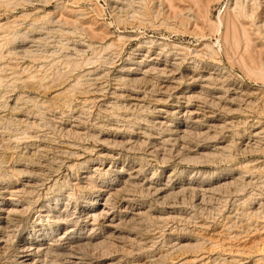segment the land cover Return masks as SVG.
Segmentation results:
<instances>
[{"label": "rangeland", "instance_id": "1", "mask_svg": "<svg viewBox=\"0 0 264 264\" xmlns=\"http://www.w3.org/2000/svg\"><path fill=\"white\" fill-rule=\"evenodd\" d=\"M234 1L0 2V185L21 159L17 171L24 174L14 171L10 180H29L34 191L28 204L20 203L18 219L0 215V264H16L19 245L48 224L56 232L30 245L43 249L38 264H66L69 256L78 264H264V82L247 70L264 68V39L247 24L250 43L238 27L237 44L226 45L208 24L225 19ZM258 11L264 31V7ZM123 68L131 78L121 87ZM208 89L212 96L226 89L237 96L227 121L219 118L221 109L201 103ZM64 90L71 92V108L53 99ZM185 95L194 97V121L171 109ZM209 112L214 121L196 125ZM32 122L37 128H29ZM237 131L239 140L231 135ZM217 139L230 140L231 157L202 160L193 153L212 149ZM123 168L122 181L104 182ZM147 180L157 186L150 189ZM98 204L115 217L111 225L96 216ZM41 211L50 221L33 225ZM64 229L81 238L58 241Z\"/></svg>", "mask_w": 264, "mask_h": 264}, {"label": "bare ground", "instance_id": "2", "mask_svg": "<svg viewBox=\"0 0 264 264\" xmlns=\"http://www.w3.org/2000/svg\"><path fill=\"white\" fill-rule=\"evenodd\" d=\"M11 0H0V2H2L1 4H3V2L5 3V2H10ZM13 2V1H12ZM262 1H260V0H246V1H242V0H235L232 4H231V6H228L227 7V9H226V18L225 19H221V17L219 16L217 19V21L216 22H208V24H209V30L212 32V33H215V34H217V35H219V39L221 40V42H223V44L225 43L226 45L228 44H237V39H236V35L235 34H237V28L240 30V32H241V34L243 35V37H244V39L246 40V44L247 43H250V39H249V31H248V29H247V24L251 27V31L253 32V33H255V35H257L258 37H260V38H262V39H264V31H262V26L261 25H259V22H258V20H257V11H258V9H260L262 6L264 7V2L263 3H261ZM130 9V8H129ZM259 12V11H258ZM264 13V12H263ZM206 17V16H205ZM204 19H206V18H204ZM207 20V19H206ZM205 20V21H206ZM242 22V23H241ZM1 26V25H0ZM247 26V27H246ZM32 27V26H31ZM40 31V30H39ZM33 33V32H32ZM38 33V32H37ZM11 34V33H10ZM66 35V34H65ZM16 36V35H15ZM47 36V35H46ZM239 37V36H238ZM64 39V38H63ZM38 40V39H37ZM41 41V40H40ZM60 41H62V40H60ZM6 42L8 43L7 45H9V44H12V37H10V38H7L6 39ZM19 42V41H18ZM239 42V41H238ZM3 43V42H2ZM38 44H39V42H38ZM245 44V45H246ZM2 45V44H1ZM68 45V44H67ZM30 46V45H29ZM64 48H65V46H66V44H63L62 45ZM111 46L112 45H106L105 47H104V49L105 50H108L109 48H111ZM38 47V46H37ZM43 47V46H42ZM68 47V46H67ZM235 47V46H234ZM90 48V47H89ZM92 48V47H91ZM104 50V51H105ZM26 54H28V56L30 55V57L31 58H33V59H35V58H38L39 56L36 54V53H33V52H31V51H29V52H25ZM78 53V52H77ZM80 54H82V53H80ZM233 55V54H232ZM78 57V56H77ZM79 58V57H78ZM67 59V58H66ZM76 59V58H75ZM74 59V60H75ZM108 59V58H107ZM107 59H105V60H107ZM128 60H133L134 62H135V59H133V58H129ZM81 61H82V58H81ZM82 62H86V61H82ZM137 62H139V61H137ZM136 62V64H135V66H134V69H132V70H136V69H138V65H141V62H139V63H137ZM70 63V62H69ZM74 64H75V67H77L78 66V63L77 62H74ZM105 64V63H104ZM80 65V64H79ZM261 67V66H260ZM3 68V67H2ZM140 68V67H139ZM172 68V67H171ZM130 69V68H129ZM128 68L126 69V68H123L122 69V71H123V75H120V77L119 78H117L118 79V82L121 84V87H123V86H126V81H128L130 78L127 76V72H129L130 73V70H129ZM173 69V68H172ZM5 70V69H4ZM163 70V69H162ZM166 70V69H165ZM195 70V69H194ZM248 70V72L250 73V74H252V76H254L255 78H257V79H261L263 82H264V68L262 69V68H257V69H250V68H248L247 69ZM88 72V71H87ZM135 72V71H134ZM133 72V73H134ZM137 72V71H136ZM144 72V71H143ZM158 72V71H157ZM163 72V71H162ZM162 72H159L160 74H162ZM165 72H167V71H165ZM164 73V72H163ZM173 73V72H172ZM122 74V73H121ZM135 74V73H134ZM130 75V74H129ZM140 75V74H139ZM163 75V74H162ZM197 76V75H196ZM203 78V77H202ZM195 79H198V77L197 78H195ZM207 79V80H206ZM206 82L207 81H209L208 83L209 84H211L212 82H213V85H215V80H214V78H212L211 76H208V78L206 77ZM226 79V78H225ZM3 80H4V78H3ZM144 80V77H141V78H136L135 79V81H137V82H141V81H143ZM176 80V79H175ZM203 80V79H202ZM222 80V79H221ZM199 81V80H198ZM197 81V82H198ZM1 82V81H0ZM3 82V81H2ZM195 82V81H194ZM193 82V83H194ZM192 83V84H193ZM201 83V82H200ZM207 83V84H208ZM196 84V83H195ZM2 85V84H1ZM77 85V84H76ZM76 85H74L75 87H76ZM73 86V87H74ZM0 87H2V86H0ZM73 87H71V88H73ZM74 87V88H75ZM222 87V86H221ZM65 88V87H64ZM70 88V87H69ZM73 88V89H74ZM168 88V87H167ZM211 89V88H210ZM210 89H208V90H206V95H205V98L203 97V98H201L200 97V99H202V101H201V103L203 102L204 104H206V105H208V108H210V109H213V108H219V109H221V112H220V110H218L221 114H220V119H225V121H227L226 119H228V117L230 116V113L232 112L231 110H230V104H232V103H234L235 101H237L236 99H237V96L235 97L234 95H232V94H229V93H227V89L225 90L226 91V93H225V91H223L222 93H220V96H212L211 94H214V93H212V90H210ZM221 89H223V87L221 88ZM68 90V89H67ZM71 90V89H70ZM75 90V89H74ZM230 91V90H229ZM58 92V91H57ZM68 91H66V90H64V92H62V93H59V94H57V95H54V97H53V99H56L57 101H60V103H61V105H63V106H66V107H68V108H71L72 107V98H71V94H68L67 93ZM74 92V91H73ZM166 92V91H165ZM214 92V91H213ZM231 92V91H230ZM71 93V92H70ZM187 93V92H186ZM209 93H211V94H209ZM203 94H204V92H203ZM234 94V93H233ZM237 94V93H236ZM215 95V94H214ZM165 96V95H164ZM129 97V96H128ZM176 98V97H175ZM199 98V97H198ZM177 99H183L184 100V103H181L180 101H178V100H176V102H175V104L176 105H173V108H171L172 110H174L175 111V113H182L181 115H183V114H186V113H188L189 114V116H188V114H187V119H188V117H189V119L190 120H192V121H194V119H196L195 118V114H198V113H196V108H195V106L193 105V103H194V97H192L191 95H185L184 97H181V98H177ZM195 99H196V97H195ZM136 100H138V99H136ZM141 100V99H140ZM74 101V100H73ZM162 100L160 99V102H161ZM192 101H193V103H192ZM173 102V101H172ZM183 102V101H182ZM198 102V101H197ZM200 102V101H199ZM251 103V102H250ZM43 104V103H42ZM73 104H74V102H73ZM185 104V105H184ZM196 104V103H195ZM247 104V103H246ZM248 104H249V102H248ZM199 105V104H198ZM203 105V104H202ZM222 105H223V107H222ZM229 105V106H228ZM241 105V104H240ZM243 105V104H242ZM43 106V105H42ZM185 106V107H184ZM245 106V105H244ZM43 107H48V106H43ZM159 107V106H158ZM169 107V106H168ZM41 108V107H40ZM117 108V107H116ZM161 108V107H160ZM47 109V108H46ZM120 109V108H119ZM162 109V108H161ZM201 109V108H200ZM206 109V108H205ZM12 110V109H11ZM157 109L155 108V111H156ZM171 110V111H172ZM149 111V110H148ZM154 110H153V112H155ZM174 111L172 112V114L174 113ZM183 111H185V113L183 112ZM210 111V110H209ZM212 111V110H211ZM235 111V110H234ZM240 111V110H239ZM146 112V111H145ZM143 113L142 114V117L141 116H137L136 117V119H139L140 120V118H143L144 116H146V114H148V112L147 113ZM152 112V111H151ZM164 111L163 110H159V114H161V113H163ZM167 111H165L164 113H166ZM171 113V112H170ZM157 113H155L154 114V116L156 115ZM214 114V113H213ZM158 115V114H157ZM166 115V114H165ZM175 115V114H174ZM199 115H200V113H199ZM198 115V116H199ZM204 115V114H203ZM202 115V116H203ZM160 116V115H159ZM167 116H168V114H167ZM166 116V117H167ZM177 116V115H176ZM175 116V117H176ZM179 116V115H178ZM184 116V115H183ZM212 116V113L211 112H209V114L208 115H206V116H204V118H203V120L202 121H199L198 119L195 121L196 122V125H198V126H200V128H201V126H203V125H205L206 123H208L207 121H208V119L210 118L211 120H213V118L211 117ZM16 117V116H15ZM130 117V116H129ZM174 117V119L172 120V122L173 121H175V123H176V121H179V119L178 118H175ZM197 117V116H196ZM32 118V117H31ZM38 118V117H37ZM41 118H43V117H41ZM170 118V117H169ZM27 119V118H26ZM129 119V118H128ZM145 119V118H144ZM165 119V118H164ZM199 119H200V117H199ZM216 119V118H215ZM24 120V119H23ZM41 120V119H40ZM167 120V119H166ZM182 120V119H181ZM184 120V119H183ZM185 120H186V118H185ZM11 121V120H10ZM15 121V120H14ZM42 121V120H41ZM188 121V120H187ZM214 121V120H213ZM28 122H29V120H28ZM27 122V123H28ZM43 122H45V121H43ZM163 122H165V121H163ZM184 122V121H183ZM194 122V123H195ZM6 123V122H5ZM39 123H40V121H39ZM46 123V122H45ZM131 123V122H130ZM129 123V127H131V129L133 128V126L134 125H136V123H131L130 124ZM157 123V122H156ZM171 123V122H170ZM189 123V122H188ZM193 123V124H194ZM230 123H231V121H230ZM235 123V122H234ZM17 124V123H16ZM165 124H166V122H165ZM165 124L163 123L162 125H164L165 126ZM178 124V123H177ZM227 124H229V123H226V125ZM231 124H233V123H231ZM238 124H240V122H238ZM33 125H35V124H33V122H32V125H29V128H30V126H33ZM161 125V126H162ZM184 125H185V123H184ZM189 125V124H188ZM211 125V124H210ZM213 125V124H212ZM225 125V126H226ZM234 125V124H233ZM7 126V125H6ZM168 126V125H167ZM176 126V125H175ZM195 126V125H194ZM198 126H196V128H198ZM221 126V125H220ZM228 126V125H227ZM240 126V125H239ZM11 127V126H10ZM17 127V126H16ZM19 127V126H18ZM35 127H36V125H35ZM38 127H40V126H38ZM174 127V126H173ZM177 127V126H176ZM219 127V126H218ZM232 127V126H231ZM28 128V129H29ZM37 128V127H36ZM169 128H171L170 126H169ZM184 128H185V126H184ZM183 128V129H184ZM187 128H188V126H187ZM208 128H210V127H208ZM208 128H206L207 130H208ZM222 128H225L224 126L222 127ZM253 128V127H252ZM24 129H26V128H24ZM130 129V130H131ZM212 129V128H211ZM229 129V128H228ZM8 130H10V128L8 127V129H7V131ZM30 130V129H29ZM28 130V131H29ZM35 130V129H34ZM100 130V129H99ZM133 130V129H132ZM172 130H174V128H172ZM179 130V127H178V129H177V131ZM187 130V129H186ZM214 130H216V129H214ZM221 130V129H220ZM220 130H218V131H220ZM251 130V129H250ZM0 131H1V129H0ZM127 131V130H126ZM175 131V130H174ZM176 131V132H177ZM184 131H185V129H184ZM217 131V130H216ZM20 132H21V129H20ZM26 132V131H25ZM175 132V133H176ZM181 132H183V131H181ZM186 132V131H185ZM187 132H191V131H187ZM210 132V131H209ZM239 131H237V133L236 134H234L233 132H232V136L236 139V140H239V139H241V137H240V134L238 133ZM248 132V131H247ZM260 132V131H259ZM3 133H4V131H3ZM24 133V132H23ZM127 133H130V132H128L127 131ZM179 133V132H178ZM198 133V132H197ZM205 133V132H204ZM249 133V132H248ZM247 133V134H248ZM250 133H251V131H250ZM253 136H254V138H260L259 136V134L258 133H255V131H253ZM1 134V133H0ZM20 134V133H19ZM28 134V133H27ZM71 134V133H70ZM261 134V133H260ZM263 134V133H262ZM78 135V134H77ZM84 135V134H83ZM172 135V134H171ZM180 135H182V134H180ZM185 135V134H184ZM204 135V134H203ZM231 135H230V137H231ZM6 136V135H5ZM9 136V135H8ZM79 136V135H78ZM127 136V135H126ZM183 136V135H182ZM206 136V135H205ZM221 136V135H220ZM242 136V135H241ZM247 136H249V135H247ZM1 137H4V135H1ZM210 137V136H209ZM214 137V136H213ZM8 138V137H7ZM10 138V137H9ZM170 138V137H169ZM178 138V137H177ZM216 137H214L213 139H215ZM252 138V137H251ZM11 139V138H10ZM171 139V138H170ZM184 139H185V137H184ZM212 139V140H213ZM231 139V138H230ZM249 139V138H248ZM218 140V139H217ZM232 140V139H231ZM255 140V139H254ZM259 140V139H258ZM261 140V139H260ZM12 141V140H11ZM18 141V140H17ZM16 141V142H17ZM169 141L170 140H165V142H168L169 143ZM230 141V140H229ZM229 141H227V144H223V143H221L222 141H220V143H219V140H218V142H215V144H213V146L211 147L212 149H207L206 151H203V152H201L200 154H198V153H195L194 151H196V150H192L193 151V153L195 154V155H198V156H200V157H202V160H203V158L205 157L206 158V160H209V159H211V158H216V157H221V158H224V159H227V158H229V157H231V146H230V142ZM257 141V140H256ZM164 142V143H165ZM172 142V141H171ZM194 142V141H193ZM232 142H234V141H232ZM197 144H199V143H197ZM202 144V143H201ZM241 144V143H240ZM14 145V144H13ZM12 145V146H13ZM15 145H17V144H15ZM206 145H207V143H206ZM257 145V144H256ZM255 145V146H256ZM11 146V147H12ZM10 147V148H11ZM190 147V146H189ZM194 147V146H193ZM234 147V146H233ZM239 147V146H238ZM237 147V148H238ZM14 148V147H13ZM186 148V147H185ZM28 149V148H27ZM234 150H235V147H234ZM233 151V150H232ZM178 155V154H177ZM199 157V158H200ZM207 158H209V159H207ZM23 159V158H22ZM98 159V158H97ZM189 159V158H188ZM215 160V159H214ZM26 161V160H25ZM94 161V160H93ZM11 162V161H10ZM88 163H90L89 162V160L87 161ZM5 163H7V162H5ZM12 163V162H11ZM22 163V161H21V159L18 161V160H16V161H14L12 164V167L10 168V170L8 171V174L6 173L5 175H4V177H6V179L5 180H3L2 181V183L1 184H3V185H0V191H2L1 192V194H0V196H1V198H0V215H6V219H11V218H14L15 219V217H17V219H18V217H19V215L23 212L22 210V208H21V206H20V203L21 204H28L29 203V201H30V197L32 198V193L34 192H32L31 190H30V186H29V184H28V182H29V180H26L25 182H23V184H20L19 185V183H20V181H19V183H13L10 179L15 175V173H17L18 171H17V168H19L18 167V164H21ZM3 164V163H2ZM22 165H23V163H22ZM21 165V166H22ZM84 165V166H83ZM85 165H87L86 164V161L83 163V164H81L80 166H81V168H83L84 169V167L86 168V166ZM93 165V164H92ZM34 166V165H33ZM79 166V165H78ZM4 167V166H3ZM27 167V166H26ZM99 167V166H98ZM98 167H96V168H98ZM7 168V167H6ZM39 168V167H38ZM108 168V167H107ZM111 168V167H110ZM255 168V167H254ZM1 169V168H0ZM241 169V168H240ZM256 169V168H255ZM257 169H259V168H257ZM7 170V169H6ZM35 169H33V171H34ZM103 170V169H102ZM107 170V169H106ZM14 171H17V172H14ZM88 171V170H87ZM108 171H110L111 172V170H108ZM98 172V171H97ZM104 172V171H103ZM125 171H124V168H123V170L122 171H120V172H118V175H117V177H116V180H114L113 178H111V177H109L108 176V174L107 175H105V179H104V182L105 181H107V182H109L110 184H113V183H117L118 181L120 182V181H122L123 179H124V173ZM232 171H229L228 173H226V174H224V173H215L214 175H210L211 177H214L213 178V180H215V177L216 178H219V177H223V176H227L228 174H230ZM3 173V172H2ZM19 173V175H22V174H24V173H21V172H18ZM105 173V172H104ZM241 173V172H240ZM136 174V173H135ZM211 174V173H210ZM224 174V175H223ZM104 175V174H103ZM128 175V174H127ZM205 176V175H204ZM87 177V176H86ZM126 177V176H125ZM196 176H192L191 175V177H190V180H191V178L192 179H194ZM88 178V177H87ZM199 178V177H198ZM205 178V177H204ZM203 178V179H204ZM30 179H31V177H30ZM40 179V178H39ZM127 179V178H126ZM132 179V178H131ZM142 179V178H141ZM196 179V178H195ZM212 179V178H211ZM17 180V179H16ZM33 180V179H32ZM200 180H202L201 178H200ZM205 180V179H204ZM226 180V179H225ZM224 180V181H225ZM35 181V180H34ZM38 181V180H37ZM88 181V180H87ZM144 181V180H143ZM197 181H198V179H197ZM203 181V180H202ZM209 181V180H208ZM233 181V180H232ZM22 182V181H21ZM36 182V181H35ZM204 182V181H203ZM235 182V181H234ZM242 182V181H241ZM37 183V182H36ZM224 183H226V182H224ZM228 183V182H227ZM230 183V182H229ZM233 183V182H232ZM236 183V182H235ZM35 184V183H34ZM147 184L148 185H150L149 187H150V189L152 188V186H157V184H155L154 182H153V180H147ZM238 184V183H237ZM13 185V186H12ZM19 185V186H18ZM161 185V184H160ZM200 185V184H199ZM10 186H12L11 188H10ZM223 187V186H222ZM8 188V189H7ZM90 188V187H89ZM155 188V187H154ZM153 188V189H154ZM67 189V188H66ZM122 189H124V188H122ZM156 189V188H155ZM158 189V192H160V193H166V190H167V188H163V189H159V188H157ZM63 191V190H62ZM66 192V191H65ZM64 194V193H63ZM100 197V196H99ZM70 198V197H69ZM20 200V201H19ZM34 200V199H33ZM50 200H54L53 199V197L51 198V199H49V201ZM98 200V199H97ZM101 201V200H100ZM246 201V200H245ZM55 202H57V200L55 201ZM99 202V200L98 201H96V204ZM51 203V202H50ZM106 203V202H105ZM55 204V203H54ZM57 204V203H56ZM56 204H55V206H56ZM246 204L248 205V203L246 202ZM106 205V204H105ZM245 205V204H244ZM98 207L96 208V212H97V217L98 218H101V220L103 221V223H110V225L115 221L114 220V218L115 217H110V216H108V214H109V212H108V214H107V211L105 210V208L103 209L102 208V206H100L99 204L97 205ZM26 207V206H25ZM104 207V206H103ZM259 208V207H258ZM66 209V208H65ZM108 209V208H107ZM251 210V209H250ZM22 211V212H21ZM255 211V210H254ZM64 212V211H63ZM252 212V211H251ZM250 212V213H251ZM46 213V212H45ZM51 213V212H50ZM256 214H258V213H256ZM255 214V215H256ZM249 215H251V214H249ZM93 216V215H92ZM243 216V215H242ZM244 217V216H243ZM249 217V216H248ZM44 218H47V221L46 222H48V220H49V217H48V215L47 214H44L43 213V211H41V212H39L38 213V216L36 217V219L33 221V225L34 224H39L40 223V221H43L44 220ZM54 218V217H53ZM92 218V217H91ZM64 219V218H63ZM46 220V219H45ZM146 220V219H145ZM15 221V220H14ZM50 221V220H49ZM65 221V220H64ZM11 222V221H10ZM58 222V221H57ZM66 222V221H65ZM92 223V222H91ZM102 223V222H101ZM52 225V224H51ZM51 225H47V227L45 228V229H42V234H40V235H37V236H35L36 238H34V239H32V238H30L29 240H27V241H24V243H23V245H22V243L19 245V250H20V254L19 255H17L18 257H17V259H16V264H38V262H37V260H38V255L40 254V253H43L42 252V248L41 247H31L30 245H32L33 244V242H34V244H36V243H38V242H40V241H44L45 239H47V238H49V237H51L56 231H55V229L53 228V227H51ZM106 225V224H105ZM109 225V226H110ZM41 226V225H40ZM43 227V226H42ZM59 228V227H58ZM40 229V228H39ZM75 229V228H74ZM58 235V241H61V242H68V243H72V242H74L76 239H78L79 238V236H80V234H79V236H78V234L76 233V232H74V230L72 231V230H69V229H64V231L62 232V233H60V234H57ZM81 238V237H80ZM79 238V239H80ZM41 246V245H40ZM50 248H44V250L47 252V250H49ZM72 249V248H71ZM44 251V252H45ZM59 251V250H58ZM71 253V252H70ZM71 255V254H70ZM76 255V254H75ZM77 256H79V255H77ZM47 259V258H46ZM78 261H79V258L78 257H76V256H69V260L68 261H66V264H78ZM40 263V262H39ZM56 263V262H55ZM47 264V263H46ZM58 264V263H57Z\"/></svg>", "mask_w": 264, "mask_h": 264}]
</instances>
